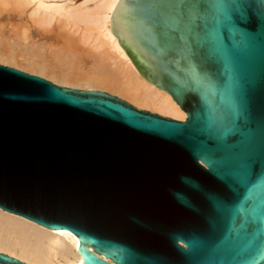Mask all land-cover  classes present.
I'll use <instances>...</instances> for the list:
<instances>
[{
    "label": "water",
    "instance_id": "1",
    "mask_svg": "<svg viewBox=\"0 0 264 264\" xmlns=\"http://www.w3.org/2000/svg\"><path fill=\"white\" fill-rule=\"evenodd\" d=\"M112 30L186 120L0 65L3 213L80 264H264V0H120Z\"/></svg>",
    "mask_w": 264,
    "mask_h": 264
},
{
    "label": "bare ground",
    "instance_id": "2",
    "mask_svg": "<svg viewBox=\"0 0 264 264\" xmlns=\"http://www.w3.org/2000/svg\"><path fill=\"white\" fill-rule=\"evenodd\" d=\"M2 1H11L16 7L23 8L24 10L29 8L32 9L30 15L33 21H35L34 23H37L40 26L42 25L45 27L51 25L53 22H60L58 24H63L69 29L67 32H71L74 35L76 33L79 34L78 41H80V43L87 45L91 50H96L97 53L93 51L96 54H98V51L100 52L99 55H92L94 57L93 62L95 61V68H98L96 71L93 68L92 71H88L87 73L76 71V74L80 73V76H82L80 77L81 80H79L80 83L78 81L79 84L69 83L70 79L72 80L73 78V76L69 75V72H66L67 74L62 73L58 85L63 84L66 86L68 83L70 84L69 87L85 90L99 89V91H101L100 89L102 88L106 90L111 89L112 91L114 90L129 97L140 107L150 108L153 111L160 113L161 116H169L179 119L180 121L184 119L186 120V112L182 110L172 96L168 92L161 90L148 82L140 73L132 58L121 45L120 38L112 30V17L120 0ZM64 30L65 31H62L66 33V29ZM63 32H61L63 36L70 35L67 33L64 35ZM72 36L73 35L71 34V40ZM75 37L78 38V35ZM74 39L75 38H73V40ZM65 41H68V39ZM69 42L71 43L70 40L66 42L68 46H70ZM78 43L77 45H79ZM106 56L112 60L113 63H110L114 64L118 71L115 69L112 71L110 66L109 70L102 68V66L105 65L103 60H105ZM90 60H92L91 57ZM107 60L108 61L105 60L106 64L107 62L109 63V59ZM81 61H84V59H81ZM77 78H79L78 75ZM0 224L1 226L4 224L5 227H7V231L13 232L21 237L18 243H13L11 240L8 241L4 237L3 239L0 238V251L9 253L11 255L10 257L15 256L16 259L18 258L17 260L20 259L19 261H25L23 263L55 264L52 256H55L56 254L60 256L63 255L62 257L67 256V258L72 255L73 260H65L66 264H80L83 261L82 256L78 252V240L68 231L54 232L47 228H37V223L28 219L20 218L15 214H5L3 213L2 208H0Z\"/></svg>",
    "mask_w": 264,
    "mask_h": 264
},
{
    "label": "rangeland",
    "instance_id": "3",
    "mask_svg": "<svg viewBox=\"0 0 264 264\" xmlns=\"http://www.w3.org/2000/svg\"><path fill=\"white\" fill-rule=\"evenodd\" d=\"M31 12L32 9L30 8L24 10L23 8L16 7V5L11 1L4 2L0 0V64L1 65L16 68L28 74L40 76L56 84H58V81L61 79L62 73L69 72V75L73 76V78L72 80L70 79V82L69 81L68 82L73 84L75 83L79 84L80 83L79 80H81L80 77L82 76H80V73L76 74L77 72L87 73L88 71H92V68L95 69V71L98 69L95 68L96 67L94 63L95 61L93 62L94 57L92 55H99L100 53L99 51L98 54H96L97 53L96 50L93 49L91 50V48L88 47L87 45L80 43V41H78L79 34L76 33L74 35L71 32H67V30L69 31V29L66 28L63 24L62 25L58 24L60 22H53L51 25L45 26L46 28L42 25L41 27L39 24L34 23L35 21H33L30 15ZM64 29H66V33L68 35L69 34L73 35L72 40L70 39L71 38L70 35L67 36L66 33L63 32L65 31ZM61 32H63L64 35L66 36H63ZM77 35L78 38L75 37ZM61 36L64 37V40L63 37ZM61 38L63 41L61 40ZM65 38H67L68 41L69 40L71 41V43L69 42L70 46L67 45L66 42L68 41H65L67 40ZM73 38L75 39L73 40ZM74 42L77 43L79 42L78 43L79 45H77V43ZM76 45L79 47H77ZM93 51H95L96 53H94ZM88 55L92 58V60H90V57ZM106 58L109 59V63L107 62L108 65L106 64V61H108ZM81 59H84V61H81ZM105 60H103L104 61L103 63L105 65L102 64L103 69L109 70L111 68L112 71H114V69L117 70L114 64H111L113 62L108 56L105 57ZM112 65L114 66V68ZM77 75L79 76V78H77ZM59 85L64 86L63 84H59ZM69 85L70 84L67 83L66 86L69 87ZM100 90L118 96L123 100L129 102L130 104L134 105L138 109L148 110L150 112L160 114L158 112L153 111L150 108L138 106L129 97L124 96L114 90L113 91L111 89L106 90L104 88ZM165 117H169V116H165ZM4 227H5L4 224L2 226L0 224V238L3 239L4 237L8 241L11 240L13 243H18L21 237H19V235L17 234H14L13 232L7 231L6 229L7 227L5 228ZM1 253H5V252H1ZM5 254L11 256L7 252ZM62 256L57 254L55 256H52L54 263L66 264L65 260L67 259L73 260L72 255H71L72 257L70 256L68 258L67 256H64L66 259ZM12 257L16 258L15 256Z\"/></svg>",
    "mask_w": 264,
    "mask_h": 264
}]
</instances>
